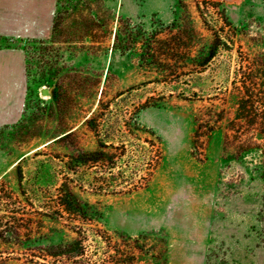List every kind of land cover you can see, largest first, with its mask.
I'll use <instances>...</instances> for the list:
<instances>
[{
	"label": "rangeland",
	"instance_id": "374dc122",
	"mask_svg": "<svg viewBox=\"0 0 264 264\" xmlns=\"http://www.w3.org/2000/svg\"><path fill=\"white\" fill-rule=\"evenodd\" d=\"M0 264H264V0H0Z\"/></svg>",
	"mask_w": 264,
	"mask_h": 264
},
{
	"label": "trees",
	"instance_id": "16d2710c",
	"mask_svg": "<svg viewBox=\"0 0 264 264\" xmlns=\"http://www.w3.org/2000/svg\"><path fill=\"white\" fill-rule=\"evenodd\" d=\"M216 49H217L216 47H213L211 49V53H210V57L211 58L215 56V50ZM19 178H21V175L19 176ZM64 188H65V190L63 192V195H65V197L68 199V202L67 203H72L74 205H77L78 204L77 203V199L75 198V196L73 195V193L70 191V189L67 186H65Z\"/></svg>",
	"mask_w": 264,
	"mask_h": 264
},
{
	"label": "water",
	"instance_id": "95a60500",
	"mask_svg": "<svg viewBox=\"0 0 264 264\" xmlns=\"http://www.w3.org/2000/svg\"><path fill=\"white\" fill-rule=\"evenodd\" d=\"M43 94H46V92H44Z\"/></svg>",
	"mask_w": 264,
	"mask_h": 264
}]
</instances>
